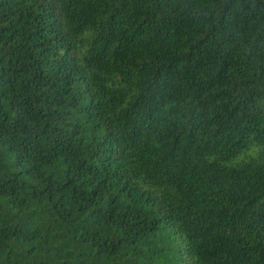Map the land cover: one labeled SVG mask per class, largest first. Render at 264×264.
<instances>
[{"label":"trees","instance_id":"1","mask_svg":"<svg viewBox=\"0 0 264 264\" xmlns=\"http://www.w3.org/2000/svg\"><path fill=\"white\" fill-rule=\"evenodd\" d=\"M0 264H264V0H0Z\"/></svg>","mask_w":264,"mask_h":264}]
</instances>
